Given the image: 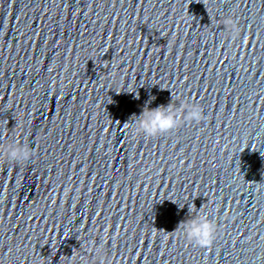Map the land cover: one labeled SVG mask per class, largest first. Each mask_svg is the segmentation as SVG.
Here are the masks:
<instances>
[{
	"label": "water",
	"instance_id": "95a60500",
	"mask_svg": "<svg viewBox=\"0 0 264 264\" xmlns=\"http://www.w3.org/2000/svg\"><path fill=\"white\" fill-rule=\"evenodd\" d=\"M0 264H264V0H0Z\"/></svg>",
	"mask_w": 264,
	"mask_h": 264
},
{
	"label": "clouds",
	"instance_id": "9594fccd",
	"mask_svg": "<svg viewBox=\"0 0 264 264\" xmlns=\"http://www.w3.org/2000/svg\"><path fill=\"white\" fill-rule=\"evenodd\" d=\"M224 23L226 25L234 24L230 17L226 18ZM136 98L138 99L139 96ZM154 99V96H150L149 100L145 102L140 114H133L131 116L136 134H143L146 137H156L168 133L179 126L180 113L187 106L181 102L180 106L177 107L171 100L167 105L150 107L149 105ZM203 118V111L199 106L187 107L185 119L199 122ZM6 154L7 158L15 163L27 162L33 155L27 146L18 144L9 145ZM197 209L196 206L188 205V215L190 218L183 221V232L186 238L192 243L201 247H208L215 239L217 226L214 220L209 218L208 213L202 209ZM100 251L102 250H98V252Z\"/></svg>",
	"mask_w": 264,
	"mask_h": 264
}]
</instances>
